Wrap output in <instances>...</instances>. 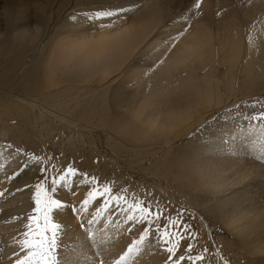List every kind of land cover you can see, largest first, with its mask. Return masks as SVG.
Returning a JSON list of instances; mask_svg holds the SVG:
<instances>
[{
	"label": "rangeland",
	"instance_id": "obj_1",
	"mask_svg": "<svg viewBox=\"0 0 264 264\" xmlns=\"http://www.w3.org/2000/svg\"><path fill=\"white\" fill-rule=\"evenodd\" d=\"M71 1L74 10H67L57 25L54 21L55 29H45L48 33L41 35L44 38L39 41L41 49L28 52L29 58H35L50 42L62 38L61 31L60 35L56 33L60 24L87 28L82 33L70 34L82 40L115 32L126 25L133 12L125 13L128 8L123 11L119 0ZM230 1L233 2L230 3L231 12L236 16L241 0ZM243 2L246 9L254 7L250 0ZM56 12L57 6L51 12L53 20H56ZM230 15L226 11L222 17L226 19ZM254 18L244 14L243 20L251 23ZM225 19L223 22L219 18L218 23L226 24ZM214 21H209L211 29L217 26ZM160 39L157 48L161 56L157 67L154 65L144 71L139 68L122 70L114 79L101 83L96 80L83 83L79 78L72 82L71 78L66 75L63 78L56 72L54 78L57 76L56 81L60 79L61 84L58 82L50 90L53 94L47 91L50 98L43 96L48 94L45 91L46 94L35 99L20 89L19 84L15 85L20 80L19 70L0 75V108H7L3 105L6 102L22 109L26 115L23 118L5 116L0 111V244L4 237L10 236L15 246L11 253L5 242L0 246L2 262L5 259L4 262H8L5 264H68L75 250L73 234L77 228L84 233V230L98 227L95 234H102L106 242L103 238L104 246L101 245L100 250L104 253L100 256L99 251L97 264L108 261L109 264H133L135 253L141 256V264H264V244L250 245L249 238L241 239L237 230L225 223L227 216L235 211L243 224L244 219L262 224L244 212L249 205L236 197L221 204V217L218 218L215 215L218 202L211 195L219 173L227 188L231 184L252 190L264 188L261 181L244 183L246 175L241 173L243 167L251 165L264 168V68L258 67L259 62L264 63V35L254 46L259 60L257 66L252 67L254 79L241 78L244 75L240 70L242 60L234 67L215 62L198 71L169 70L165 62L176 38L162 36ZM27 44L26 48L31 46ZM5 58H0V62ZM147 58L143 57V66L149 64L153 56ZM201 91L210 96L203 104ZM100 94H104L101 102L98 100ZM113 95L120 101L130 98L135 102L148 97L149 110L141 116L145 121L140 117L142 126L149 125L148 120L152 119L163 124L170 110L185 109L190 104L191 107L197 104L204 107L195 109L198 113L193 112V118L188 120V131L185 130L187 126L170 132L141 129L140 123L131 121L127 113L113 106ZM88 103H92L90 110H87ZM154 107L163 111V115L155 117ZM87 111L92 112L93 118L86 115ZM108 133L116 138L110 140ZM238 148L239 152L241 148L245 150L238 154ZM238 158L248 159H244L242 167H236ZM161 163H165L163 166L167 167L168 174L163 172ZM199 165L200 172L216 175L207 188L185 177ZM155 168L158 169L153 173ZM117 179L135 185L129 187L140 191L142 198L133 199L120 190ZM144 180L148 185L153 180L159 182L167 193L155 192L142 184ZM67 215L71 224L66 220ZM72 219L76 224H72ZM262 220L264 217L259 219ZM106 230L115 243L113 251ZM104 247L114 256H109Z\"/></svg>",
	"mask_w": 264,
	"mask_h": 264
},
{
	"label": "bare ground",
	"instance_id": "obj_2",
	"mask_svg": "<svg viewBox=\"0 0 264 264\" xmlns=\"http://www.w3.org/2000/svg\"><path fill=\"white\" fill-rule=\"evenodd\" d=\"M64 1L65 0H11V2L6 3L4 0H0V58L6 57L2 62H0V75L4 73H5L4 75H7L18 70L21 71V75L19 78L20 80L17 81L15 85L18 86L19 84L20 89H22L23 91H27L29 94L35 96V99L36 96H40L41 94H46L48 93L47 91H50L52 88H55L57 84L59 83L61 84V82H59L60 79H58L59 83L56 81L57 76L56 78H54V74H56V72H59L62 77L66 75V77L71 78L72 80L79 78V80H81L83 83H87L89 81H95V80H96L95 82L101 83L104 81L106 82L107 80H110L112 78L114 79L117 76V74L122 70L130 71L139 68L142 69L141 71H144V69H148V67H153L154 65L155 67H157V65L160 63L159 55L161 52L160 49H158L157 47L159 46V43L161 44L159 39L162 36H166V37L172 36V38L174 36V38H176L174 39V43L172 44L174 45L172 46L173 48L171 47L172 52L171 50L169 51L170 53H168L165 62L166 63L165 66H167L166 68L169 70H171L172 68L173 69L180 68V72L189 71V69L191 70L195 69L198 71L203 69L204 67L214 65L215 62L216 64L218 63L221 66L226 65V67H234L235 64L236 65L239 64V61L242 60L240 70L242 71V74L244 73V75H242L241 78L247 79V78H252L251 75H254L252 67H254L255 65L257 66V62L259 61L257 53L254 50V46L257 39H259L260 36L264 35L263 0H250V3H252L254 7L248 9L245 8L246 4L243 2V0H241V5L238 6L239 12L236 13V16H234V14H232L231 12L232 7L230 3L233 4V2L230 0H220V1L219 0H119L121 3L120 5H123L122 6L123 11L125 10L124 9L125 7L128 8L125 11V13L129 12L128 10L133 11L132 14L129 12L130 15L128 14L129 17L126 20L127 22L125 26H120L118 30H116L111 34H101L97 37L82 38L81 40L77 36L70 37V34L71 33L74 34L75 32L82 33L84 31H87L88 30L87 28L85 27L82 28L80 26L65 27L64 25L60 24V28L57 30L56 33H59V31H61L62 34L59 33V35L61 34L62 38L60 39L57 38L58 39L57 42L56 41L53 43L50 42L46 50L40 52V54L35 58L32 57L29 58L27 53L37 50L40 43L39 41L44 40L43 36H41L42 33L44 34L46 30L51 31L54 28L53 22L56 21L55 23L56 25L57 23H60L59 21L61 17H63V14H65L67 10L73 9L75 7L72 6L71 0H68V2H64ZM80 1L92 3L96 1L106 2L113 0H80ZM56 6H57V12L55 16L56 20H53V16L51 12ZM123 11L121 12L124 13ZM226 11L231 13V15L229 16V18L225 19L222 16H224V13ZM217 14L220 15V17L216 16L217 18H215V15ZM244 14L255 18L251 21V23H249L248 20L246 19L243 20ZM68 15H70V13ZM213 18L215 19L217 26H213L214 29H211L209 25V21H214ZM219 18H222L223 22L225 19L226 24L223 23L219 24L218 21L221 20V19L218 20ZM188 19H190L188 21L189 23L187 21H186L187 24L183 23V20H188ZM247 24L248 26H245ZM27 42L31 45L28 48H26L28 45ZM24 45L26 49L24 48ZM148 56H153V58H151L149 64L147 63V65L143 66L142 64L143 57H146V59L148 60L147 58ZM258 67L260 69H263L264 63L262 61L259 62ZM201 78L202 80H204L205 76ZM65 82H67V80ZM72 82H74V80ZM6 85H9V82ZM11 89L14 90V88ZM45 91L46 93H44ZM63 92L65 93V91ZM203 93L204 92L200 94V95H204V97L201 96L202 104L207 99L210 98L209 94L205 95ZM48 94L43 96L45 98H50L51 95ZM100 95L101 96L98 99L99 102H101L104 97V94H100ZM117 95H113V100H112L113 106L116 107L118 110L127 113L131 121L135 123H140L141 118L144 117L143 115H145V112L149 110L148 108L149 105L147 102L148 97L145 96L142 100L135 102L133 99L130 98L126 99L125 101H120V99L117 100L116 98ZM78 96L79 95H77V97ZM62 98L64 99V97ZM45 100L46 99L43 98V101ZM3 105L8 106L7 108H3V107L2 109L0 108L1 113L5 116H13V117L15 116L19 118L21 117L23 118L24 116H26L22 109H19L15 106H11L6 102H4ZM90 105L87 106L89 109L87 108L85 109L90 110L91 107ZM199 105L200 104H197L193 107L190 106L189 108L187 106V108L179 109L177 111L168 110L169 116L165 115L164 119L162 120L163 124H159L158 122L159 120H153L152 118L149 117L150 119H152V121L148 120L149 125L145 124L144 126H142V123H140L139 128L141 129L147 128L149 130L162 129L165 130L166 132H170L172 130H178V129L180 130L181 128L187 126L185 127L186 128L185 130L188 131L189 127L187 124H189L190 122L188 120L193 118L192 117L194 114L193 112H195V109H197V107L199 108L204 107V106L202 107V105L200 107ZM154 108L155 111L157 112L155 114V117L160 116L163 113V111H161L158 107H154ZM91 113L90 111H87L86 115H88V117L90 118H93ZM195 113H198V111ZM142 121L144 122L145 118H142ZM191 124H194V122ZM109 135L111 136V133L110 134L108 133V137L110 138ZM114 136L115 135L113 134L110 140L112 138H116ZM242 150L245 149L241 148L240 152ZM238 152H239V148L237 149V153ZM240 152L238 154H240ZM248 158H238L240 160L235 163V166L242 167V163L244 162V159H248ZM169 163L170 162L168 160V164ZM161 164L163 166L165 163L164 164L161 163ZM169 165L168 167H170ZM163 167H164L163 168L164 170L162 169L163 172L168 174L167 170L165 171V168L167 167L166 166ZM180 167L181 165H178V168ZM157 169L155 168L154 171L152 172L155 173V170ZM198 169H200V165L196 166L194 170L189 171V173L185 177L190 179V182L191 180H193L196 184L201 185L205 188L211 186L216 179V175L215 174L209 175L206 172H200ZM169 172H171V168ZM241 173H244L246 175V178L243 180L244 183L246 184L256 181L264 182V168L258 164L243 167ZM194 177H196V179H192ZM154 180L151 183V185H148L147 183L149 182L145 180L143 181L142 184L144 185L146 184V186L148 185L149 187L153 188L155 192L158 191L159 194L165 195L167 191L163 187L164 185L162 186V184H160L159 182H154ZM116 181H120V179H117ZM110 182L111 185H113L111 179ZM131 185L135 186L133 184H130L126 180L125 182L120 181L119 189L122 191L124 190L125 193H129L133 199H139L143 194L140 191H138L136 188L129 187ZM235 186L236 184H231L229 188L225 187L222 179V174L219 173L218 183L216 184V186L212 188L211 191V195L213 196L214 201L216 200L218 202V204L216 205L218 206V208H216L215 215L216 217L220 218L221 217L220 213L222 210L221 204L227 203L229 201H232L234 198L239 197L240 200L243 202V204L249 205V208L246 209L244 212L248 213L249 215H252L256 221L261 222L262 224H258L253 220L251 221L247 219H244L245 223L243 224L241 223L242 220H239L237 218L235 211L227 216V220L225 221V223L229 227H234L237 230L236 234H238L241 239L243 237L249 238L250 245H253L255 247L261 246L262 244H264V220L259 221V219L264 217V188L260 187L258 189L252 190L251 188L248 187L241 188L240 186L238 187ZM6 211H2V212L6 213ZM5 213H3L2 216H5ZM70 219L71 218L67 215L66 220L69 221V223L71 224ZM72 224H76V221L74 219H72ZM73 226H72L73 228H76L75 225ZM3 227L5 230L6 227L4 225ZM96 229L90 228L84 230L83 233V231H78L77 228V230L73 234L75 236V237L73 236L74 237L73 239L76 242L75 243L76 246L73 253V257L71 258L72 262L69 261L68 264H97L98 258L96 257H99V251L101 253L103 251L102 249L101 251L100 248L101 245L104 246L103 238L105 237H103L102 234L100 236H98V234H95ZM101 233H103V231ZM105 233L107 234V239L108 238L111 239V243L110 242L109 243L111 244L112 247V249L111 248L110 249L113 251L114 248L113 246H115V243L111 238V235L107 233V230ZM12 235L14 236V233ZM87 235H90L89 236L90 238H86L88 237ZM4 238L5 239L3 240L5 244L8 245L7 251L11 253L10 251L15 247L14 244H12L13 243L12 239H10L11 238L10 236ZM4 242L2 243L4 244ZM105 242H106V238H105ZM3 244H0V246ZM106 246L107 245L105 244V247ZM103 253L100 256H102ZM109 253H108L109 256L110 255L112 256L114 254L113 252H111V254ZM135 254L136 255L133 257L134 258L133 260H135L133 264H141L140 261L141 256L139 257L137 256V254L139 253H135ZM115 255L117 254L115 253ZM2 256L4 255L2 254ZM0 260H1L0 262H2V259ZM131 260H132V256H131ZM4 261L2 262L3 264L7 262ZM107 264H109V261Z\"/></svg>",
	"mask_w": 264,
	"mask_h": 264
}]
</instances>
